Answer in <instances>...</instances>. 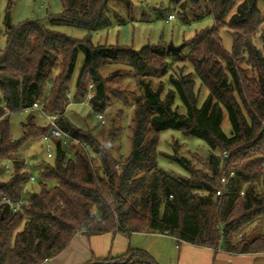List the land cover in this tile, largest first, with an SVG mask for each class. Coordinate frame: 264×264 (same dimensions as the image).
<instances>
[{
  "label": "trees",
  "instance_id": "1",
  "mask_svg": "<svg viewBox=\"0 0 264 264\" xmlns=\"http://www.w3.org/2000/svg\"><path fill=\"white\" fill-rule=\"evenodd\" d=\"M61 1L63 12L50 23L86 29L85 39L54 32L43 21L15 27L11 18L15 0H7V46L0 51V201L17 202L22 197L27 201L17 213L0 204V264H47L75 239L107 233L167 235L180 244L234 255L264 253V234L246 232L264 222V15L258 0H170L186 24L207 17L214 21L211 30L197 34L180 52L162 46L140 51L96 46L91 32L107 24L110 0ZM223 27L231 32L230 52L223 46ZM260 30L262 49L255 39ZM187 47L189 54L183 55ZM81 52L85 62L75 101L92 92L90 105L99 116L111 98L129 105L125 94L114 88L121 86L122 75L106 79L101 75L108 65L129 66L144 90L145 99L135 104L133 150L128 158L117 160L111 154L115 135L103 144L65 116ZM169 57L194 66L209 92L201 107L195 81L170 75L174 60L169 62ZM167 77L174 89L162 97ZM154 79L160 80L157 88ZM177 95L183 113L175 107ZM34 104L86 143L88 151L81 146L66 148L53 137V158L45 161L37 156L35 162L28 151L23 154L27 145L42 141L49 123L39 126L35 111H30L22 137L14 140L10 118ZM226 114L231 136L223 130ZM168 129L199 138L211 149L206 160L188 159L178 154L176 146L177 154L170 158L187 171L188 178H176L159 168V136ZM27 159L32 160L30 167ZM6 166H10L7 174ZM36 166L39 191L33 192L27 187ZM224 176L229 179L226 185L221 183ZM218 190L223 191L221 196ZM87 264L157 263L148 252L130 247L123 255L94 258Z\"/></svg>",
  "mask_w": 264,
  "mask_h": 264
},
{
  "label": "rangeland",
  "instance_id": "2",
  "mask_svg": "<svg viewBox=\"0 0 264 264\" xmlns=\"http://www.w3.org/2000/svg\"><path fill=\"white\" fill-rule=\"evenodd\" d=\"M7 0H0V51H4L7 46L5 36V19L7 12ZM107 11V24L91 32V40L94 45L115 46L124 49L140 51L145 46H168L182 47L185 43H191L196 39L197 34L211 30L214 21L207 17L200 22L184 23L179 14L178 8L171 4L170 0H110ZM258 9L264 15V0H258ZM63 4L61 0H15L11 12L12 23L18 27L26 22L43 21L47 28L52 31L66 35L68 37L82 40L89 36V31L69 25L52 26L50 19L61 15ZM174 14L175 20H169V15ZM261 30L256 35V44L262 49L263 43L259 36ZM223 46L227 51L232 50V37L230 29L223 27L220 31ZM190 47L184 48L183 55H188ZM174 59L169 57L168 61ZM85 62V55L81 52L78 57L75 72L70 83V93L72 99L66 109L67 119L82 131L95 136L100 142L106 144L115 135L112 142V155L120 160L128 158L133 150V129L135 127V104L145 99L144 90L141 89L136 80L132 69L127 65L110 64L101 71L103 78L120 73L122 84L115 89L122 91L129 102L125 104L119 100L111 98L107 110L103 113L104 122L99 115L93 112L90 101L83 99L75 101L76 83L81 69ZM170 75L187 76L188 79L195 81V91L198 95V106L201 107L206 101L209 92L201 85V81L196 76L195 68L191 62L173 61ZM162 97L170 90L174 89L169 82V77L163 80ZM160 80H153V87L157 88ZM175 107L183 113L185 107L177 95ZM30 111H23L12 114L10 118L11 135L14 140L22 137V124L27 122ZM37 124H46L44 116L35 112ZM223 130L227 136H231V126L228 115H225ZM181 157L191 159L198 156L203 160L209 158L211 149L206 143L196 137H185L180 131L168 129L160 133L158 145V165L163 171L176 178H188L187 171L171 160L170 157L177 154ZM33 161L39 158L47 161L45 142H33L22 149L25 154ZM39 157L38 159L36 157ZM201 168V166H197ZM35 182L28 185V190L39 191V167L33 169ZM249 234L260 236L264 234V222L255 223L246 230ZM243 233L239 236L242 237ZM128 242L133 249H140L148 252L157 264H177L180 255L181 244L172 237H162L160 235L134 233L128 236Z\"/></svg>",
  "mask_w": 264,
  "mask_h": 264
},
{
  "label": "crops",
  "instance_id": "3",
  "mask_svg": "<svg viewBox=\"0 0 264 264\" xmlns=\"http://www.w3.org/2000/svg\"><path fill=\"white\" fill-rule=\"evenodd\" d=\"M130 246L128 237L119 233L81 236L74 240L67 251L47 264H87L94 258L123 255ZM177 264H264V253L234 255L181 243Z\"/></svg>",
  "mask_w": 264,
  "mask_h": 264
},
{
  "label": "built area",
  "instance_id": "4",
  "mask_svg": "<svg viewBox=\"0 0 264 264\" xmlns=\"http://www.w3.org/2000/svg\"><path fill=\"white\" fill-rule=\"evenodd\" d=\"M168 18H169V20H175V15L170 14ZM92 88H93V85H90V91ZM68 97H69V99H71V94H69ZM92 98H93V93L89 92L87 99L90 101ZM27 111H35V112L41 113L49 123L48 133L42 139V142H45L47 157L49 159L53 158L52 144L50 142V139L53 137L61 139L63 142V146L66 148H71V147L76 148L77 146H81L86 151H88V145L86 143H83V142L77 140L76 138H74L73 136H71L67 132H65L63 129H61L56 123L57 118L53 117V116L46 115L43 112V110L39 104H34L33 107H31L30 109H27L26 112ZM99 118L102 119L103 123H105L102 115H100ZM68 152H70V151L68 150ZM224 155L228 156V153L226 152V153H224ZM26 164L28 167H30V165L32 164V160L27 159ZM4 172L6 174L9 173L10 172V166H6ZM233 175L234 174H232L230 177H233ZM228 181H229V179L225 176L221 179V183L223 185H226L228 183ZM33 182H35V178H34L33 172H30L29 184L33 183ZM25 192H26V190H25ZM216 194H217V196H221L223 194V191L218 190L216 192ZM26 201L27 200L25 197H22L17 202H13L9 199L3 198L0 201V204H6L14 213H17V212L21 211L22 206H24L26 204Z\"/></svg>",
  "mask_w": 264,
  "mask_h": 264
},
{
  "label": "water",
  "instance_id": "5",
  "mask_svg": "<svg viewBox=\"0 0 264 264\" xmlns=\"http://www.w3.org/2000/svg\"><path fill=\"white\" fill-rule=\"evenodd\" d=\"M168 51L170 52H180L182 50V47H174V46H168Z\"/></svg>",
  "mask_w": 264,
  "mask_h": 264
}]
</instances>
